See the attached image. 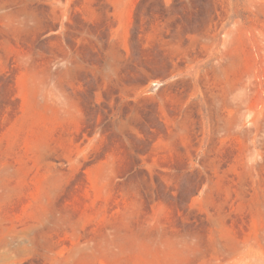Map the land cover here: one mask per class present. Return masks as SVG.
Returning a JSON list of instances; mask_svg holds the SVG:
<instances>
[{
	"label": "rangeland",
	"instance_id": "obj_1",
	"mask_svg": "<svg viewBox=\"0 0 264 264\" xmlns=\"http://www.w3.org/2000/svg\"><path fill=\"white\" fill-rule=\"evenodd\" d=\"M0 264H264V0H0Z\"/></svg>",
	"mask_w": 264,
	"mask_h": 264
}]
</instances>
